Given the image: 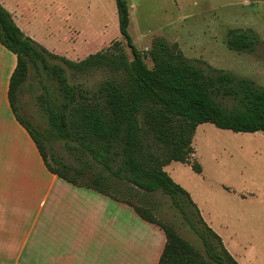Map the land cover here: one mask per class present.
<instances>
[{
    "label": "trees",
    "instance_id": "obj_1",
    "mask_svg": "<svg viewBox=\"0 0 264 264\" xmlns=\"http://www.w3.org/2000/svg\"><path fill=\"white\" fill-rule=\"evenodd\" d=\"M115 3L119 30L132 59L119 41L80 61L54 54L25 35L0 4V42L17 57L9 85L12 110L51 173L130 206L141 219L163 230L166 242L157 264H238L203 219L190 193L164 168L180 162L202 173V166L193 159V138L201 124L235 133L264 132V87L211 65L198 66L177 42L161 37L154 38L146 51L139 50L128 31V0ZM260 42L251 28H231L226 33L227 48L237 53H253ZM53 60L73 73L101 70L107 77L95 89H85L71 84L66 68ZM30 69L58 90L53 98L38 97L49 124L48 136L18 114L17 97L30 78ZM50 138L63 141L74 162L65 163L51 153V165L45 144ZM158 195L170 198L203 251L184 239L173 224L157 219Z\"/></svg>",
    "mask_w": 264,
    "mask_h": 264
},
{
    "label": "rangeland",
    "instance_id": "obj_2",
    "mask_svg": "<svg viewBox=\"0 0 264 264\" xmlns=\"http://www.w3.org/2000/svg\"><path fill=\"white\" fill-rule=\"evenodd\" d=\"M29 1H35L38 17L28 21L30 25L27 30L48 51L72 61H80L90 54L108 50L114 42L119 41L129 59H132L131 49L119 30L115 0H60L70 4L71 11H77V18H66L64 23L44 20L45 4H40L41 0H25ZM128 2V31L139 50L146 51L144 48L149 49L154 38L161 37L169 42H177L185 56L198 66L211 65L237 76L251 78L264 87V0ZM231 28L253 29L261 41L255 52L229 50L225 39ZM57 62L66 68L71 84L81 85L85 89H95L107 77L101 70L89 74L73 73L62 62L52 61ZM146 62L152 66L150 59ZM41 94L53 98L58 95V90L52 81L38 77L30 69V78L23 84L17 97L18 114L28 120L33 128L48 136L49 124L38 103ZM45 144L51 165V153L65 163L74 162L65 151L63 141L50 138ZM193 147L196 152L193 159L202 166V173L198 174L190 165L178 162L168 165L166 171L190 193L207 224L218 233L224 221H233L237 217L245 221L264 222V132L235 133L205 123L198 126ZM156 199L157 219L173 224L184 239L203 251L200 240L190 231L170 198L158 195ZM128 211L132 217L135 215L132 209ZM122 252L125 256V245L123 248L120 244L115 245L113 264H125V257L122 262ZM254 262L259 264L263 261Z\"/></svg>",
    "mask_w": 264,
    "mask_h": 264
},
{
    "label": "crops",
    "instance_id": "obj_3",
    "mask_svg": "<svg viewBox=\"0 0 264 264\" xmlns=\"http://www.w3.org/2000/svg\"><path fill=\"white\" fill-rule=\"evenodd\" d=\"M0 4L35 40L27 30L28 21L38 17L35 1ZM40 4H45L44 20L64 23L77 18L66 2ZM16 65V55L0 42V264H113L118 244L125 245V256L121 253L125 264H157L166 242L163 230L141 219L130 206L49 171L11 107L9 85ZM128 209L134 211L133 217ZM217 234L238 264H255L254 260L264 264V222L237 217L224 221Z\"/></svg>",
    "mask_w": 264,
    "mask_h": 264
}]
</instances>
